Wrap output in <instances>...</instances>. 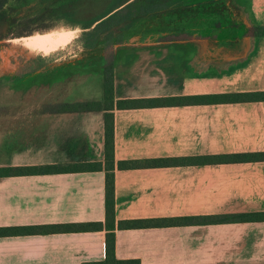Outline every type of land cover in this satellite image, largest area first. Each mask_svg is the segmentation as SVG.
<instances>
[{
	"label": "crops",
	"instance_id": "obj_1",
	"mask_svg": "<svg viewBox=\"0 0 264 264\" xmlns=\"http://www.w3.org/2000/svg\"><path fill=\"white\" fill-rule=\"evenodd\" d=\"M185 3L172 2V40L139 36L122 48L114 62L115 96L189 94L179 85L188 82L172 81L173 74L149 67L171 49L181 58L184 77L232 85L212 92L264 90V36L252 33L255 26L264 27V0H217L213 4L226 7L228 16H213L208 9L196 24V11L186 10L193 7L187 4L178 11L190 23L180 25L174 9ZM194 26L199 32H192ZM154 69L171 76L174 87L155 81ZM13 103L7 115L0 114V133L7 136L0 167L103 161L102 111L19 115L17 108L26 110L27 104L52 103ZM114 123L116 161L264 151V100L116 109ZM114 175L116 221L264 212V161L116 168ZM102 220L103 171L0 176V227ZM105 233L0 235V264L99 261L105 256ZM115 255L140 264H264V221L116 228Z\"/></svg>",
	"mask_w": 264,
	"mask_h": 264
},
{
	"label": "trees",
	"instance_id": "obj_2",
	"mask_svg": "<svg viewBox=\"0 0 264 264\" xmlns=\"http://www.w3.org/2000/svg\"><path fill=\"white\" fill-rule=\"evenodd\" d=\"M174 1L175 0H131L122 7H119L121 5L119 0H0V39L27 36L21 39L26 48L49 52L58 47L48 51L44 50L47 43L43 41V37L62 33L69 35L71 40L73 38V32H36L50 30L59 23L74 27L90 25L97 22L93 31L95 38L94 44H99L101 41H105L109 38H125L131 34H136L137 30L134 28V24L139 18L143 16H148L150 18L158 13L160 14V10L172 5ZM252 33L256 36H264V27L255 26L252 29ZM70 40L61 43L59 47L67 44ZM113 66V62H108L104 56L91 54L85 59H78L74 62L69 61L56 66H48L39 73H30L26 75V78L22 82V85L25 87L21 90L25 92L27 88L32 87L31 85H33L34 82L41 79H46L49 83L57 78L72 80L74 76L82 72L101 73L103 77V92L100 100L54 102L52 108L53 112H103V161L0 167V176L71 171H103L104 220L0 227V235L106 230L104 258L99 261H86L81 264H140V260L136 258L119 259L116 257V228L131 229L140 227L203 225L231 221H264V212L185 215L121 219L116 221L114 178L116 168L136 169L157 166L264 161V151L136 158L116 161L114 156V111L116 109L263 101L264 90L119 98L115 96Z\"/></svg>",
	"mask_w": 264,
	"mask_h": 264
},
{
	"label": "rangeland",
	"instance_id": "obj_3",
	"mask_svg": "<svg viewBox=\"0 0 264 264\" xmlns=\"http://www.w3.org/2000/svg\"><path fill=\"white\" fill-rule=\"evenodd\" d=\"M120 6L122 7L125 3L130 2L131 0H119ZM217 0H186L183 6L174 9L177 11L174 14L175 23L182 22L180 25H183L184 22L188 25L190 22L187 18L184 20V14H181L180 9H183L184 5L191 4L193 7H189L186 10H193V24H196L200 19H204V12L210 10L213 16L217 15L216 12H222L226 17L228 16V11L226 7H217L218 3L215 5ZM181 5V2L179 3ZM206 4V5H205ZM209 4V5H208ZM213 4V7L210 5ZM201 6V8H200ZM206 6V8H205ZM177 7V6H176ZM204 7V8H203ZM217 7V9L215 8ZM213 10V11H212ZM158 12V11H157ZM179 12V13H178ZM180 19H179V18ZM97 22H94L90 25L85 26H65L61 23L57 24L54 28L36 33H46L50 31H59V32H73V38L70 40V36L66 34H55L48 35L43 37V41L47 43L44 50L48 51L53 48L55 50L49 52H42L39 50H30L25 47L23 41L21 40L27 36L15 37L10 39H0V114H8V111L14 107V101L17 102L18 106L21 100L30 99L35 100L34 102H44L48 101L52 104L43 105L40 108L33 106V104H27L26 110L17 108V113L23 115L26 111L31 112L33 115L36 112L46 113L53 110V102L67 101L72 102L76 100H100L102 98L103 92V77L101 73H88L82 72L77 76H74L72 80L66 79H54L47 82L46 79L37 80L34 82L32 87L27 88L25 92L21 91L24 89L22 85L23 80L26 78V75L30 73H39L45 67L56 66L61 63L74 62L78 59H85L91 54H99L105 57L108 62H115L116 57L121 52L124 46L119 47V44L127 43L129 40H134L139 38V36L154 37L155 35H162L166 38L162 40H172V5L167 6L165 9L160 10V14L154 15L153 17L143 16L137 20L134 24V28L137 30L136 34H131L125 38H114L106 39L101 41L99 44L95 43L94 38V29ZM178 24V23H177ZM200 27V26H199ZM200 29V28H199ZM183 30V29H178ZM192 32H199L196 26ZM35 34V33H34ZM30 36V35H28ZM70 40L67 44L59 47V45L65 41ZM60 43V44H59ZM118 45V46H117ZM171 53L162 54L159 58L155 59V63L150 62L149 67H159L161 70L166 71L172 75V81L184 83L188 82L187 85L179 84L180 87L185 86L191 93L204 94L212 92L213 90H226L232 89L231 84L222 83L216 81L213 78H208L205 80L195 81L196 79L184 77L185 70L182 69L180 63L181 58H177L175 54H172V49L169 51ZM157 60V61H156ZM117 64V62L115 63ZM154 73L157 74L156 79L159 78L161 81H165L166 86L174 87L175 84L170 85L169 79L171 76L164 77L162 71L154 69ZM114 73V83H115V72ZM187 74V72H186ZM121 75L120 73L118 74ZM134 76L131 78V80ZM151 79V78H150ZM176 85L175 88H177ZM48 87V88H47ZM137 87H140L141 90L146 88L145 84H139ZM42 105V104H39ZM2 126V125H0ZM1 128V127H0ZM4 134L0 133V137ZM6 135V134H5ZM0 138V158L3 155V143L2 141L7 138V136Z\"/></svg>",
	"mask_w": 264,
	"mask_h": 264
},
{
	"label": "water",
	"instance_id": "obj_4",
	"mask_svg": "<svg viewBox=\"0 0 264 264\" xmlns=\"http://www.w3.org/2000/svg\"><path fill=\"white\" fill-rule=\"evenodd\" d=\"M128 43H122V44H119V47H123V46H126ZM118 46V45H117Z\"/></svg>",
	"mask_w": 264,
	"mask_h": 264
}]
</instances>
